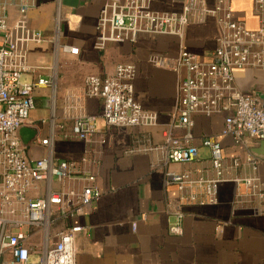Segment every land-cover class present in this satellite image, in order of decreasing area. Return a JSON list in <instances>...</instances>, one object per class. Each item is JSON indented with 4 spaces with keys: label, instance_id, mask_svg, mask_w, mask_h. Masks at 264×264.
<instances>
[{
    "label": "built area",
    "instance_id": "built-area-1",
    "mask_svg": "<svg viewBox=\"0 0 264 264\" xmlns=\"http://www.w3.org/2000/svg\"><path fill=\"white\" fill-rule=\"evenodd\" d=\"M18 1L17 17L9 23L7 6L0 1V264H75V240L85 228L74 224L86 217L101 196L96 183L107 128H155L157 115L144 110L134 98L136 68L117 65L110 76H87L80 87L63 94L57 117L56 76L25 80L39 67L28 64L31 46L51 43L58 52L78 55V48L60 43L61 23L65 21L62 0L55 6V28L49 40L29 26L27 0ZM94 49L107 44L134 43L142 37L172 36L182 39L186 29L213 18L217 29L216 46L207 60L182 46L175 58L153 56L152 66L177 75L175 105L170 121L161 132V141L152 144L142 136L143 145L130 147L127 154L156 153L162 166L187 164L197 160V138L193 135L194 117L222 116L219 136L231 138L235 146H245V138L264 141V107L256 96L246 95L235 85L233 72L245 68L264 71V0L250 1L257 20L254 30L233 17L232 0H184L178 12H156L152 0H99ZM181 71L183 74L181 75ZM49 89L50 112L37 124L29 123L34 110V94ZM101 102L98 116L86 113V102ZM27 127L36 135L27 146L18 131ZM44 129V135L41 130ZM57 141L82 144L78 160H61L54 155ZM208 149L211 177L190 172L166 171L164 187L173 186L176 196L166 202L170 219L168 234L181 236L187 207L214 206L222 183L242 186L233 204H264V182L256 175L258 161L247 155L230 159L236 169L248 166L251 175L225 176L221 143L210 136L198 138ZM44 149L41 158L31 157L32 145ZM135 228V225H132Z\"/></svg>",
    "mask_w": 264,
    "mask_h": 264
},
{
    "label": "crops",
    "instance_id": "crops-1",
    "mask_svg": "<svg viewBox=\"0 0 264 264\" xmlns=\"http://www.w3.org/2000/svg\"><path fill=\"white\" fill-rule=\"evenodd\" d=\"M7 17L12 23L17 17L18 1L5 3ZM184 0H152L156 12H178ZM27 18L34 31L51 39L55 28V6L52 0H27ZM209 8L214 0H206ZM102 2L99 0H62L65 21L61 23L60 43L78 48V55L62 52L56 55L51 43L34 45L29 49L28 64L39 67L25 80L56 76L57 117L63 94L81 86L85 77L110 76L117 65L132 64L136 68L133 81L134 98L146 111L157 115L155 128H107L96 183L101 196L86 217L73 221L86 230L75 240V264H264V204H233L242 186L222 183L218 203L214 206L187 207L182 221L181 236L168 234L170 219L166 202L176 196L173 186L164 187L166 171L190 172L194 176L211 177L209 151L198 143L202 136L215 137L222 146L225 176H247L248 166L231 168L230 159L239 156L241 163L247 155L257 159L256 175L264 182V141L245 138V146H235L229 137L219 136L222 116L194 117L193 135L197 138V160L187 164L162 166L156 153L127 154L130 147L143 145L142 136L152 144L161 141V132L169 123L175 105L177 75L174 71L151 65L150 58H175L180 47L207 60L216 46L217 29L213 18L202 25L189 26L180 40L172 36L142 37L134 43L107 44L102 51L94 49L95 25ZM233 17L254 30L257 20L250 1L232 0ZM183 74V71L180 73ZM236 87L246 95L258 97L264 107V71L245 68L233 72ZM48 97L51 92L49 89ZM38 89L37 91H42ZM34 94V110L35 97ZM101 102L90 99L86 113L98 116ZM37 124L48 117L50 101L41 107ZM44 129L41 135H44ZM82 144L77 141H57L54 155L61 160H78ZM28 155L41 158L44 149L30 146ZM135 225V228L132 225Z\"/></svg>",
    "mask_w": 264,
    "mask_h": 264
},
{
    "label": "rangeland",
    "instance_id": "rangeland-1",
    "mask_svg": "<svg viewBox=\"0 0 264 264\" xmlns=\"http://www.w3.org/2000/svg\"><path fill=\"white\" fill-rule=\"evenodd\" d=\"M42 90V89H41ZM36 97H35V110L31 111V118L38 119L42 114L40 112L41 107L44 103L49 101L48 97V91L42 90V91H35Z\"/></svg>",
    "mask_w": 264,
    "mask_h": 264
},
{
    "label": "water",
    "instance_id": "water-1",
    "mask_svg": "<svg viewBox=\"0 0 264 264\" xmlns=\"http://www.w3.org/2000/svg\"><path fill=\"white\" fill-rule=\"evenodd\" d=\"M35 135V130L27 127H23L18 131V136L20 137L22 144L25 146H27L29 142L34 139Z\"/></svg>",
    "mask_w": 264,
    "mask_h": 264
}]
</instances>
